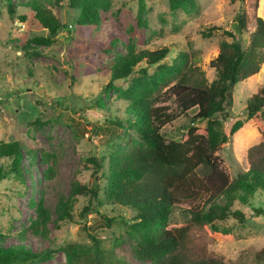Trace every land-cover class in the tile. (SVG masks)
Wrapping results in <instances>:
<instances>
[{"label":"rangeland","instance_id":"374dc122","mask_svg":"<svg viewBox=\"0 0 264 264\" xmlns=\"http://www.w3.org/2000/svg\"><path fill=\"white\" fill-rule=\"evenodd\" d=\"M86 1L0 0V141H19L24 150L23 177L9 174L0 180V239L5 245L23 243L35 250L62 247L85 238L82 225L87 221L123 264H150L135 257V240L125 225L107 228L94 213L87 219L80 216L88 199L78 193V186L94 180V165L88 158L140 144L133 129L111 123L115 116L127 117V101L120 99L118 88L104 91L111 79L108 65L127 54L129 46L137 50L168 46L170 52L161 64H173L181 51H190L191 43L199 52L196 64L212 81L216 69L211 60L219 54L222 41L232 39L222 30L208 37L201 32L212 25L234 30L237 13L244 9L252 14L253 9L242 0H196V7L177 11L171 9V0H96L97 22L80 25L79 7ZM44 12H50L59 25L54 36L40 21ZM257 13L264 18V0L259 1ZM115 37L114 48L102 53L101 48L111 45ZM139 67H147V75L137 72L115 84L128 87L140 77L151 80L159 71V65L146 62ZM263 86L264 64L259 73L235 86L231 115L222 120L226 130L237 119L245 120L220 151L231 177L248 169V150L260 142L261 134L254 120L248 119L246 106ZM101 96L103 104L97 102ZM169 104L175 109L173 99ZM166 128L178 136L171 126ZM30 150L37 152L35 161ZM6 162L2 159L0 166ZM238 207L248 215L244 224L230 218L217 224L219 232L210 230L204 237L232 264H258L254 255L264 249V214L258 216L253 208L264 209V192L251 205ZM67 209L75 220L67 218ZM123 210L132 215L130 209ZM185 221L184 214H175V225ZM39 264H67L66 255L60 250Z\"/></svg>","mask_w":264,"mask_h":264},{"label":"trees","instance_id":"16d2710c","mask_svg":"<svg viewBox=\"0 0 264 264\" xmlns=\"http://www.w3.org/2000/svg\"><path fill=\"white\" fill-rule=\"evenodd\" d=\"M242 1L253 13L244 9L238 12L234 30L212 25L201 32L208 37L222 30L232 39L222 41L219 54L211 60L216 69L212 81L196 64L199 52L191 43L190 51H181L173 64H161L170 52L168 46L154 50L129 46L127 54L118 55L108 65L111 79L104 91L118 88L120 99L127 101V117L115 116L111 123L133 129L140 144L101 158H88L94 165V180L91 185L78 186V193L88 199L80 216L87 219L94 213L107 228L125 225L135 240V257L141 261L232 264L214 251L204 236L210 230L219 232L217 224L230 218L244 224L248 215L235 206L251 205V200L264 192V86L248 98L246 106L248 119L254 120L261 134L260 142L248 150V169L231 177L220 156V151L245 122L239 118L229 130L222 122L231 115L228 109L233 104L234 88L259 73L264 64V18L257 13L260 0ZM196 5V0H171L173 11ZM79 9L80 25L97 22L96 0L86 1ZM39 18L54 36L59 26L55 18L50 12L40 14ZM250 25H254L253 30ZM245 33L247 40H244ZM40 39L51 42L49 37ZM117 39L102 47L101 52H110ZM142 62L147 66L159 65L151 80L140 77L128 87L115 84L116 80L128 79L137 72L147 75V67L137 68ZM172 99L175 109L169 104ZM97 102L103 104V97ZM178 119L182 122L176 124ZM167 126L178 136L167 130ZM29 155L31 161L38 156L35 150H30ZM23 157L19 141H0V161H7L0 166V180L9 174L23 177ZM127 208L132 211L131 216L125 215L123 209ZM253 209L258 216L264 214L263 208ZM177 212L186 217L181 226L174 224ZM66 216L75 220L68 209ZM82 230L84 239L42 250L23 243L5 245L0 239V264H39L60 250L66 255L67 264H123L112 249L105 247L104 240L87 221ZM254 260L264 264V249L255 253Z\"/></svg>","mask_w":264,"mask_h":264}]
</instances>
